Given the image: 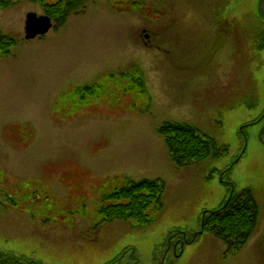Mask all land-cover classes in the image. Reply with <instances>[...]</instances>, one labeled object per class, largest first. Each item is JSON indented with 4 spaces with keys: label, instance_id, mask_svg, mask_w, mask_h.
I'll list each match as a JSON object with an SVG mask.
<instances>
[{
    "label": "rangeland",
    "instance_id": "374dc122",
    "mask_svg": "<svg viewBox=\"0 0 264 264\" xmlns=\"http://www.w3.org/2000/svg\"><path fill=\"white\" fill-rule=\"evenodd\" d=\"M17 1L0 9L15 40L0 58V252L35 264H264L260 0H187L185 14L183 0H83L34 41L26 15L44 8ZM169 2L173 14L160 6ZM150 8L171 18L154 26ZM173 123L225 154L176 167L159 133ZM143 180L163 186L150 223L101 214ZM244 191L259 210L245 248L206 234L180 248L205 211Z\"/></svg>",
    "mask_w": 264,
    "mask_h": 264
},
{
    "label": "trees",
    "instance_id": "16d2710c",
    "mask_svg": "<svg viewBox=\"0 0 264 264\" xmlns=\"http://www.w3.org/2000/svg\"><path fill=\"white\" fill-rule=\"evenodd\" d=\"M16 1L0 0V9H9V7L15 6ZM36 1L40 2L39 4L44 8L45 14L56 21L57 29L65 25L71 13H76L78 8L81 7L82 3L80 2H83V0ZM132 5H137V10H141L139 2L134 1ZM162 9L166 12L171 11L172 14L174 13L170 2L167 5L164 4V7L162 5ZM150 10L152 11L150 13H154L155 17L158 16L159 19V22L154 24V26H164L166 13L163 15L158 8L157 10L150 8ZM171 15H169L168 19L171 18ZM168 19L166 18V20ZM218 20L223 22L222 18L214 21ZM13 47H15V40L5 36L0 29V58L9 57ZM159 133L165 139L172 160L178 168L197 165V163L206 161L213 155L220 156L224 153L223 149L219 148L218 150V145L213 140L201 137L188 126L167 125ZM162 190L163 186L155 181L143 180L141 183L130 184V186L119 190L115 195L111 196L112 201L114 200L116 203L103 208L101 213L113 219L114 217L119 219L123 217L124 220L128 218L127 214H129L131 218L139 222L150 223L145 213L154 202L160 204V199L158 198L159 194L163 192ZM258 214L257 203L250 191L233 194L229 201L222 205L218 211L204 215L202 219V224H204L203 234L216 236L228 246L229 251L235 253L242 250L254 235L258 224ZM112 263L115 264L116 261ZM0 264L35 263L33 261L21 262L15 256L0 252Z\"/></svg>",
    "mask_w": 264,
    "mask_h": 264
},
{
    "label": "water",
    "instance_id": "95a60500",
    "mask_svg": "<svg viewBox=\"0 0 264 264\" xmlns=\"http://www.w3.org/2000/svg\"><path fill=\"white\" fill-rule=\"evenodd\" d=\"M261 12L264 16V0L260 2ZM26 32L28 40H34L39 35H45L52 28L51 20L47 17L38 18L35 14L29 15L26 23ZM263 136V133H262ZM261 142L264 143V138L261 139Z\"/></svg>",
    "mask_w": 264,
    "mask_h": 264
},
{
    "label": "flooded vegetation",
    "instance_id": "af4514ba",
    "mask_svg": "<svg viewBox=\"0 0 264 264\" xmlns=\"http://www.w3.org/2000/svg\"><path fill=\"white\" fill-rule=\"evenodd\" d=\"M144 34H145V31H144Z\"/></svg>",
    "mask_w": 264,
    "mask_h": 264
}]
</instances>
